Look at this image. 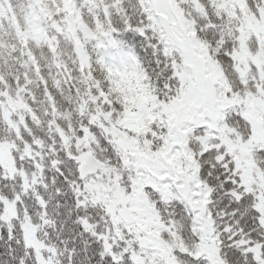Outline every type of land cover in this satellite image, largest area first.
<instances>
[{"label": "snow or ice", "instance_id": "1", "mask_svg": "<svg viewBox=\"0 0 264 264\" xmlns=\"http://www.w3.org/2000/svg\"><path fill=\"white\" fill-rule=\"evenodd\" d=\"M0 264H264V0H0Z\"/></svg>", "mask_w": 264, "mask_h": 264}]
</instances>
